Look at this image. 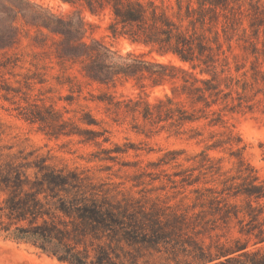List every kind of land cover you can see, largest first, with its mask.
Segmentation results:
<instances>
[{
	"label": "clouds",
	"instance_id": "9594fccd",
	"mask_svg": "<svg viewBox=\"0 0 264 264\" xmlns=\"http://www.w3.org/2000/svg\"><path fill=\"white\" fill-rule=\"evenodd\" d=\"M0 264H264V0H0Z\"/></svg>",
	"mask_w": 264,
	"mask_h": 264
}]
</instances>
